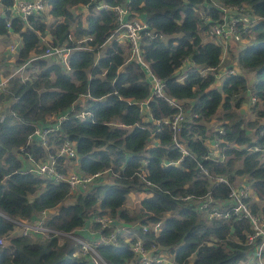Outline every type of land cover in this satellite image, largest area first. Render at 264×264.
<instances>
[{"label":"trees","instance_id":"trees-1","mask_svg":"<svg viewBox=\"0 0 264 264\" xmlns=\"http://www.w3.org/2000/svg\"><path fill=\"white\" fill-rule=\"evenodd\" d=\"M13 2L0 0V37L18 35L19 45L11 52L10 44L9 51L15 68L27 65L25 78L11 76L0 91V104H7L0 109V264H84L68 234L103 216L113 223H137L144 247L171 255L175 264H247L250 221L234 215L229 202L231 185L242 176L264 201V125L257 119L264 117V0H48L46 13L26 20L10 13ZM216 3L245 6L251 17L250 24H238L245 25L242 38L249 42L228 57L240 71L229 66L233 72L220 85L216 77L223 50L203 34L222 16ZM114 6H124L127 19L145 25L139 51L162 81V96L152 94L129 43L110 39L118 27ZM46 45L68 50L67 64L41 57ZM183 65V75L175 73ZM251 72L255 81L248 87ZM246 93L251 102L254 97V106H261L253 120L236 112ZM168 100L180 102L184 111L178 132L170 124L177 108ZM60 115L65 117L58 128L48 133L45 145L39 143L35 130L54 125ZM214 117L223 132L210 135L207 123ZM214 135L219 143L210 156L206 141ZM174 137L188 155L182 157ZM66 141L76 151L80 174L108 170L111 182L71 192L67 183L29 170L32 161L51 157L64 173L58 151ZM139 192L147 195L129 209V194ZM205 198L210 202L203 214L193 201ZM252 199L243 200L264 217V206ZM215 205L227 219L208 218ZM44 211V226L59 235L33 239L16 233L20 223ZM91 229L98 230L99 223L93 221ZM102 232L107 236L110 230ZM134 240L118 236V245L96 249L107 264H135Z\"/></svg>","mask_w":264,"mask_h":264},{"label":"built area","instance_id":"built-area-1","mask_svg":"<svg viewBox=\"0 0 264 264\" xmlns=\"http://www.w3.org/2000/svg\"><path fill=\"white\" fill-rule=\"evenodd\" d=\"M13 5L10 8V13L15 16L17 15L22 20H26L28 16L37 13L46 8L48 0H13ZM216 6L222 11V16L220 20L209 25V28L206 29L205 34L209 41L216 42L222 47L223 53L226 49L229 50L230 46L233 43H238L242 39V34L245 31L246 27H239V23L250 24L251 17L244 12L245 6L240 8L236 6L223 7L221 5ZM102 8H108L107 5H101ZM118 19V27L115 29L114 33L110 37H117L119 40L127 41L130 45V56L142 67L146 73V77L151 85V92L154 95L162 96L163 92V83L150 71L148 64L142 59L139 51V39L140 31L145 27V25L137 19H127V11L124 6H114L111 8ZM207 19V17H205ZM19 44H12L10 51L14 52ZM69 51L63 47H46L45 51L41 54V57L49 59H57L60 62L67 64ZM224 55V54H223ZM223 55L220 59V64L223 61ZM26 65L24 64L16 67L14 72H12L7 77L0 79V91H3L8 83V79L13 75H19L23 78L26 77ZM214 70V68H209ZM209 69L202 70L201 75H205ZM17 72V73H16ZM233 72V69H225V75ZM217 73V77H218ZM222 74V72H220ZM182 76V75H181ZM216 77V78H217ZM254 102V97L251 98ZM169 104L177 108V112L172 117L170 124L174 132H178L181 121L184 119V111L182 105L178 101L168 100ZM1 105V104H0ZM2 107L0 106V109ZM4 117L3 114H0V120ZM64 115L55 117V124L51 126H46L43 128H38L35 130L33 137L38 139V142L43 145L46 144L47 135L49 132L54 131L58 128L59 123L64 119ZM164 122H167L166 120ZM156 126H160V122H156ZM159 130V128H157ZM218 133H222V129H216ZM154 134V131H152ZM32 137H29V141H32ZM212 140V141H209ZM207 145L210 148V156L215 155L217 144L219 139L214 135L212 138H208L206 141ZM174 146L180 148L182 157L188 155V151L183 147L182 144L174 137ZM257 150V148H254ZM58 156H62L64 159L62 161V167L65 169V172H60L58 170L57 163L55 159L49 158L46 161L33 162L29 167V170L41 177H50L56 182H65L70 187L71 192H77L84 190L87 187L89 188L92 183H98L102 179L109 177V171L105 170L103 173H97L94 175H84L80 174L77 170L70 172L68 170V162L76 159L77 154L73 145L66 141L63 143L61 148L58 151ZM200 171L204 175H208L206 169L202 166ZM244 183L237 182V179L234 181V184L231 185V202L234 215L237 217L248 218L251 225V231L246 235V244L251 248L247 253L245 258L246 263L256 260L258 264H264V258L260 256L262 250L264 249V217L261 215L255 214L251 211L249 204L246 203L243 199L246 197H251L254 195V192L251 187V183L246 179L245 176H242ZM220 182H225L226 180L223 177H218ZM149 184V183H148ZM184 199H192L190 196L185 197ZM139 202V201H138ZM196 203V211L200 213H207V208L210 200L208 198L202 200L193 201ZM223 205V204H222ZM221 206H213L208 212V218H228V214L222 213L220 211ZM47 219V211L41 213L34 221L30 223H20L21 234L23 236H28L32 238H40L41 236L46 235H59L58 232H51L44 226V222ZM94 222L99 223V229H91L89 236H82L81 234L76 233L68 234V237L71 238L77 247V254L83 258L84 264H107L103 261L96 247L98 245H118V236L123 237L126 241H130L131 238L135 237V240L130 244V249L135 255V264H175L173 257L168 256L167 253L160 251L156 252V249H146L143 245L142 240L137 236L136 228L138 224H123L119 222L113 223V221L108 216L97 217L93 220ZM92 221V222H93ZM85 227V226H84ZM159 224H156L153 227L154 231H157ZM83 228V227H82ZM107 228L110 230L109 235H104L102 231ZM81 229V228H80ZM143 230L147 228L142 227ZM44 234V235H42ZM52 234V235H50ZM1 243V241H0Z\"/></svg>","mask_w":264,"mask_h":264},{"label":"rangeland","instance_id":"rangeland-1","mask_svg":"<svg viewBox=\"0 0 264 264\" xmlns=\"http://www.w3.org/2000/svg\"><path fill=\"white\" fill-rule=\"evenodd\" d=\"M217 4V3H216ZM74 11L75 13H78V8H74ZM46 13V12H45ZM46 21L48 23H51L52 21V18L49 17V18H46ZM204 34V39L209 41L206 37V34L205 32L203 33ZM8 40H6V45H5V51L3 50L2 52H0V59L2 57H4V60H2L1 62L3 63L1 65V71H0V75H3L4 77H7L8 75H10L11 71H13V66L12 64H14V60L12 61V59H14V54H11V52L9 51V45L11 43L8 42ZM44 44H46V41H43ZM249 42L248 38H242L238 43H233L231 46H230V50L226 49V51H224V55H223V61L221 63V71H224L225 69H227L229 66H231L232 68H235L237 71H240L239 67L237 64H235V62H232L230 61V59L228 57H230L229 53H236L238 51V48H242L243 46H245L247 43ZM48 45H46L47 47ZM46 49V48H45ZM44 49V50H45ZM232 68H229V69H232ZM7 72H9V74L7 75ZM181 72H184L183 68L182 69H179L178 71H176L175 73L179 74ZM17 73V72H16ZM252 73V72H251ZM225 75V74H224ZM247 77V82H248V87H252L255 79H254V75L253 73L246 76ZM223 79V76L221 74H218V77H217V81H216V85H220L221 83V80ZM250 98V93H246V96H245V105H243L240 109H236V112L243 117V119H249V120H253V119H256L257 117V112L259 109H261V106H254L253 103L249 100ZM258 121L264 125V117L262 118H257ZM218 119L216 117L212 118L211 121H209L207 123L208 125V130H209V133L210 135L214 133V131H216V129L218 128V125H219V120L217 121ZM53 121V119H52ZM258 122V123H259ZM252 131L253 130H250V135L252 134ZM78 161V158L76 159H73L69 162L68 166V170L70 172L72 171H76L77 170V163ZM238 178H241L242 180H237L238 184L239 183H244V179L243 177H238ZM247 179V177H246ZM104 182H111V179L110 177H106L105 179H102L101 181H99V183H104ZM88 189V187L86 188ZM147 195L146 192H139V193H131L130 194V198H128V204L127 206H133V207H136L137 206V202H138V199L140 200L143 196ZM251 198H253L252 200H255V201H258V199L252 195ZM25 223V222H23ZM27 223H30V222H27ZM137 230V228H136ZM16 233H21V226L17 227L16 228ZM44 235V234H42ZM32 238V237H30ZM33 239H38V238H33ZM170 257V255H168Z\"/></svg>","mask_w":264,"mask_h":264},{"label":"crops","instance_id":"crops-1","mask_svg":"<svg viewBox=\"0 0 264 264\" xmlns=\"http://www.w3.org/2000/svg\"><path fill=\"white\" fill-rule=\"evenodd\" d=\"M48 9L49 8H44V12H47L48 11ZM3 9L2 8H0V14H3ZM9 39V43H11V44H15V43H18L19 44V37H18V35L17 34H9V36L8 37H0V52H2L3 50L5 51V45H6V40H8ZM44 41H46V40H44ZM230 50V49H229ZM14 57V56H13ZM2 60H4V57H2L1 59H0V71H1V65L3 64L1 61ZM14 59H12V61H13ZM185 65V64H184ZM183 65V66H184ZM12 66H13V71H11V73L12 72H14V70L16 69L15 68V65L14 64H12ZM228 68H231V67H228ZM182 69V68H181ZM183 70L185 71L186 70V68H185V66L183 67ZM220 72H222V76H224V71H221L220 70ZM10 73V74H11ZM183 73L184 72H181V73H179V75H183ZM220 74V73H219ZM4 78V76L3 75H0V79H3ZM7 104H5V105H0L2 108L3 107H5ZM243 105H245V103L243 104ZM209 141H212V140H209ZM27 164V163H26ZM110 177V176H109ZM110 179H111V177H110ZM242 180L241 178H238L237 177V180ZM107 183H110V182H107ZM129 198H130V194H129ZM138 201L140 202V200L138 199ZM139 202H137V204H139ZM258 203L261 205V206H264V201L263 202H261V201H259L258 200ZM129 207V209H133V208H135V207H133V206H128ZM36 219V218H35ZM91 226H92V222L90 221V222H88L87 224H86V226L85 227H83V228H81V229H78L77 231H76V233H78V234H81L82 236H89L90 235V231H92L91 230Z\"/></svg>","mask_w":264,"mask_h":264}]
</instances>
